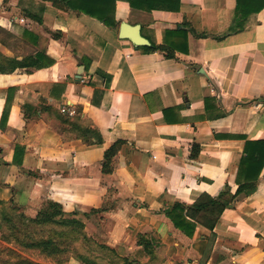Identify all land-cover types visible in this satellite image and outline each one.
I'll return each instance as SVG.
<instances>
[{
	"label": "crops",
	"instance_id": "1",
	"mask_svg": "<svg viewBox=\"0 0 264 264\" xmlns=\"http://www.w3.org/2000/svg\"><path fill=\"white\" fill-rule=\"evenodd\" d=\"M138 3L116 0L112 28L51 0H0V204L34 217L58 203L134 264H264V167L213 230L188 236L166 214L234 194L245 141L264 140V7L231 31L236 0ZM121 22L149 45L120 38Z\"/></svg>",
	"mask_w": 264,
	"mask_h": 264
},
{
	"label": "trees",
	"instance_id": "2",
	"mask_svg": "<svg viewBox=\"0 0 264 264\" xmlns=\"http://www.w3.org/2000/svg\"><path fill=\"white\" fill-rule=\"evenodd\" d=\"M55 5L63 4V7L70 8L74 11H78L92 17H95L108 27L117 28L118 23L114 16V7L116 0H51ZM131 7H139V0H127ZM264 7V0H236V7L234 13L233 24L231 31L241 30L244 26L246 18L252 13H258ZM158 49L155 46H148L146 50ZM166 50L168 55L173 54V49L160 48ZM44 56L39 55L37 59H42ZM51 63H37L36 67H42L44 64ZM8 112V107L5 108L2 120L4 121ZM78 110H76V114ZM121 142L114 143L105 153V161L103 163V171L111 172L112 157L119 149ZM264 167V140L251 141L246 140L244 145L243 154L239 161L238 170L236 174V184L238 188L234 194L230 193L229 186L225 188L217 196H210L207 194L200 195L193 203L185 204L176 202L167 211V216L172 221L175 227L179 228L186 235L193 234L196 224L199 223L210 230H213L216 222L220 218L223 211L230 207V203L240 193H248L253 191L256 186V182ZM49 205V207H46ZM107 210L105 206L99 209H92L91 213H97ZM11 211H16L12 209ZM10 211V212H11ZM76 214V213H74ZM85 215V214H84ZM28 218L23 213L19 217ZM5 220V216H4ZM3 220V221H4ZM6 221V220H5ZM31 224L40 225L41 223H51L57 226H72L76 229L80 228V231H76L79 238L73 240L77 243L80 239L86 245L87 248L93 247H107L113 253L114 256L124 261L126 264H134L133 261H129L126 257L118 256L115 251L106 244L99 242L90 236H87L84 231V224L77 218H67L62 210V207L53 201H47L45 205L39 209L37 214L33 218H28ZM39 227V226H37ZM25 230V229H24ZM49 238L44 244L53 243ZM94 253V251H93ZM84 264H90L85 257L77 256Z\"/></svg>",
	"mask_w": 264,
	"mask_h": 264
},
{
	"label": "rangeland",
	"instance_id": "3",
	"mask_svg": "<svg viewBox=\"0 0 264 264\" xmlns=\"http://www.w3.org/2000/svg\"><path fill=\"white\" fill-rule=\"evenodd\" d=\"M20 214L6 211L0 204V264H84L77 256L85 257L90 264H126L107 247L89 249L81 239L73 242L79 238L76 231L80 228L31 224L28 218L33 217L22 218ZM49 238L53 243L44 244Z\"/></svg>",
	"mask_w": 264,
	"mask_h": 264
},
{
	"label": "water",
	"instance_id": "4",
	"mask_svg": "<svg viewBox=\"0 0 264 264\" xmlns=\"http://www.w3.org/2000/svg\"><path fill=\"white\" fill-rule=\"evenodd\" d=\"M119 37L130 40L136 46H147L149 42L140 33L138 24L131 25L127 22H121L119 25Z\"/></svg>",
	"mask_w": 264,
	"mask_h": 264
},
{
	"label": "built area",
	"instance_id": "5",
	"mask_svg": "<svg viewBox=\"0 0 264 264\" xmlns=\"http://www.w3.org/2000/svg\"><path fill=\"white\" fill-rule=\"evenodd\" d=\"M60 112H61L62 114H68V115H73V114L76 113V111H75L74 108H72V107H67V106H62V107L60 108Z\"/></svg>",
	"mask_w": 264,
	"mask_h": 264
}]
</instances>
